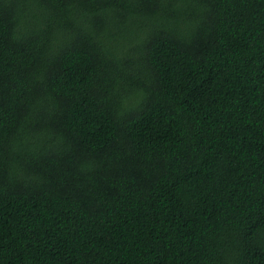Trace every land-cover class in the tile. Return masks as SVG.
I'll return each instance as SVG.
<instances>
[{
  "label": "trees",
  "instance_id": "1",
  "mask_svg": "<svg viewBox=\"0 0 264 264\" xmlns=\"http://www.w3.org/2000/svg\"><path fill=\"white\" fill-rule=\"evenodd\" d=\"M0 264H264V0H0Z\"/></svg>",
  "mask_w": 264,
  "mask_h": 264
}]
</instances>
